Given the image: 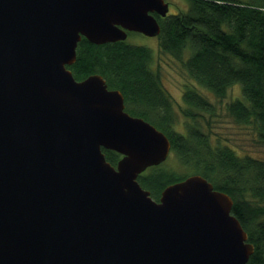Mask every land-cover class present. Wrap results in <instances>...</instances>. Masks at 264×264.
Segmentation results:
<instances>
[{
    "label": "water",
    "instance_id": "95a60500",
    "mask_svg": "<svg viewBox=\"0 0 264 264\" xmlns=\"http://www.w3.org/2000/svg\"><path fill=\"white\" fill-rule=\"evenodd\" d=\"M165 0H0V264H246L232 197L201 174L158 199L137 177L167 135L102 75L67 67L94 44L154 37ZM120 154L113 165L102 150Z\"/></svg>",
    "mask_w": 264,
    "mask_h": 264
},
{
    "label": "trees",
    "instance_id": "16d2710c",
    "mask_svg": "<svg viewBox=\"0 0 264 264\" xmlns=\"http://www.w3.org/2000/svg\"><path fill=\"white\" fill-rule=\"evenodd\" d=\"M185 1L186 10L164 17L153 13L160 24V49L178 59L194 81L182 93V123L145 45L125 40L94 44L82 36L76 59L67 67L77 80L102 75L108 88L122 92L131 115L151 122L169 138L174 164L150 166L137 177L150 195L158 199L169 183L201 174L232 197L231 213L254 246L246 264H264V159L202 129L200 121L209 125L204 114L215 116V106L199 90L206 88L221 99L240 83L242 98L229 101L226 113L237 124L251 125L256 142L264 146V0ZM102 150L115 165L120 154Z\"/></svg>",
    "mask_w": 264,
    "mask_h": 264
},
{
    "label": "rangeland",
    "instance_id": "374dc122",
    "mask_svg": "<svg viewBox=\"0 0 264 264\" xmlns=\"http://www.w3.org/2000/svg\"><path fill=\"white\" fill-rule=\"evenodd\" d=\"M165 1L168 2L169 7L167 14H174L179 10H186L187 8L185 0ZM125 41L132 44L145 45L151 49L152 67L159 72L161 86L173 101L174 111L176 112L178 121L182 123L186 120L182 113V109L186 107L182 99V93L185 85L194 81L182 69V65L178 59L160 49L157 37L145 36L138 32H130ZM199 88L200 92L206 95L215 106V116L204 114L205 118H209V125L205 123V120L200 121L202 129L205 131L206 129H210L236 150H244L253 156L264 159V146L256 142L253 127L251 125H242L233 122L226 113L225 106L229 101L234 98H242L240 83L230 86L227 89L225 97L221 99L215 98L206 88ZM176 129H180V125ZM172 155L169 152L164 164H174Z\"/></svg>",
    "mask_w": 264,
    "mask_h": 264
},
{
    "label": "flooded vegetation",
    "instance_id": "af4514ba",
    "mask_svg": "<svg viewBox=\"0 0 264 264\" xmlns=\"http://www.w3.org/2000/svg\"><path fill=\"white\" fill-rule=\"evenodd\" d=\"M125 104V103H124ZM125 108V107H124ZM126 110V109H125ZM127 111V110H126Z\"/></svg>",
    "mask_w": 264,
    "mask_h": 264
}]
</instances>
